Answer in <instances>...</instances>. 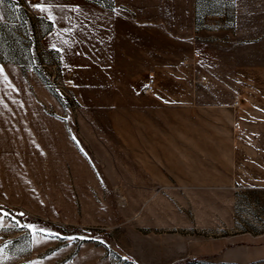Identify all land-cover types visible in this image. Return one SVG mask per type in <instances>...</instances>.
Masks as SVG:
<instances>
[{"label": "rangeland", "instance_id": "1", "mask_svg": "<svg viewBox=\"0 0 264 264\" xmlns=\"http://www.w3.org/2000/svg\"><path fill=\"white\" fill-rule=\"evenodd\" d=\"M31 1L0 4V264H264V0H99L178 40L150 94L76 80Z\"/></svg>", "mask_w": 264, "mask_h": 264}, {"label": "crops", "instance_id": "2", "mask_svg": "<svg viewBox=\"0 0 264 264\" xmlns=\"http://www.w3.org/2000/svg\"><path fill=\"white\" fill-rule=\"evenodd\" d=\"M50 2L54 11L52 14L44 13L55 22V27L50 32L48 44L61 51L65 65L74 70L76 80H82L87 71L90 77L96 72L97 82L101 83L100 80L105 78L108 88H112L107 90L108 93L129 94L133 73L140 77L137 83L140 89L151 78L157 87L163 46H173L174 52H169L167 56H177L178 40L157 24L133 21L115 8L99 3L87 2L76 8L66 2L61 4L60 0ZM90 92L101 91L95 89ZM238 97L240 103L237 108L242 105L241 96ZM255 111L244 118L258 120L259 113ZM260 112V117H263V112ZM241 119L237 117V122ZM251 162V168L254 164L264 165L262 159H256L254 164ZM245 172L250 174L249 180H254V173L264 174V170L258 169ZM237 173L243 171L237 168Z\"/></svg>", "mask_w": 264, "mask_h": 264}, {"label": "built area", "instance_id": "3", "mask_svg": "<svg viewBox=\"0 0 264 264\" xmlns=\"http://www.w3.org/2000/svg\"><path fill=\"white\" fill-rule=\"evenodd\" d=\"M30 5L34 11L39 9L35 0L31 1ZM203 80H204V78H202V81ZM155 88H156V82L154 79L151 78V79H149L147 85L145 86L144 91H145V93L150 94V93L155 91ZM239 103H240V98L237 97L235 105H239Z\"/></svg>", "mask_w": 264, "mask_h": 264}, {"label": "snow or ice", "instance_id": "4", "mask_svg": "<svg viewBox=\"0 0 264 264\" xmlns=\"http://www.w3.org/2000/svg\"><path fill=\"white\" fill-rule=\"evenodd\" d=\"M42 2H43V0H42ZM2 3H4V0H0V4H2ZM41 10L43 11L45 9L41 8Z\"/></svg>", "mask_w": 264, "mask_h": 264}, {"label": "trees", "instance_id": "5", "mask_svg": "<svg viewBox=\"0 0 264 264\" xmlns=\"http://www.w3.org/2000/svg\"><path fill=\"white\" fill-rule=\"evenodd\" d=\"M93 1H95V2H97V3H101V1H99V0H93ZM102 4V3H101Z\"/></svg>", "mask_w": 264, "mask_h": 264}]
</instances>
